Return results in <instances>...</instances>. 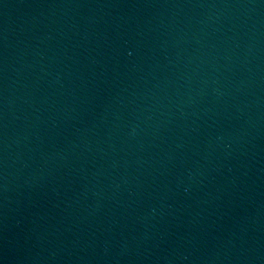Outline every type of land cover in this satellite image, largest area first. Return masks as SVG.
Masks as SVG:
<instances>
[{"label": "water", "instance_id": "obj_1", "mask_svg": "<svg viewBox=\"0 0 264 264\" xmlns=\"http://www.w3.org/2000/svg\"><path fill=\"white\" fill-rule=\"evenodd\" d=\"M0 264H264V0H0Z\"/></svg>", "mask_w": 264, "mask_h": 264}]
</instances>
